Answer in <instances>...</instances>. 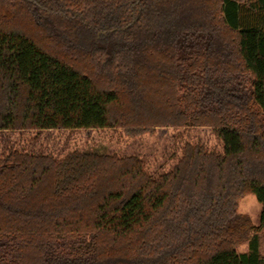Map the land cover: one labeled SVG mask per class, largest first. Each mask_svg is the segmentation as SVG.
I'll return each mask as SVG.
<instances>
[{"label":"trees","instance_id":"obj_1","mask_svg":"<svg viewBox=\"0 0 264 264\" xmlns=\"http://www.w3.org/2000/svg\"><path fill=\"white\" fill-rule=\"evenodd\" d=\"M108 127L210 128L222 150L186 142L157 177L10 151L0 264H264V0H0V130Z\"/></svg>","mask_w":264,"mask_h":264},{"label":"rangeland","instance_id":"obj_2","mask_svg":"<svg viewBox=\"0 0 264 264\" xmlns=\"http://www.w3.org/2000/svg\"><path fill=\"white\" fill-rule=\"evenodd\" d=\"M186 142H200L206 148L222 150V143L210 128L161 127L153 132L129 135L123 128L58 129V130H0V157L12 150L44 153L55 157L65 156L73 150H98L118 155H138L152 176L169 171L181 157ZM238 212L250 216L255 225L260 224L263 205L254 194L239 198ZM248 244L237 251L246 252ZM260 252L264 255V229L260 233Z\"/></svg>","mask_w":264,"mask_h":264}]
</instances>
